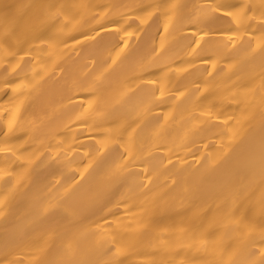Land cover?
Instances as JSON below:
<instances>
[{
    "label": "bare ground",
    "instance_id": "6f19581e",
    "mask_svg": "<svg viewBox=\"0 0 264 264\" xmlns=\"http://www.w3.org/2000/svg\"><path fill=\"white\" fill-rule=\"evenodd\" d=\"M264 0H0V264H264Z\"/></svg>",
    "mask_w": 264,
    "mask_h": 264
},
{
    "label": "snow or ice",
    "instance_id": "6c2138e0",
    "mask_svg": "<svg viewBox=\"0 0 264 264\" xmlns=\"http://www.w3.org/2000/svg\"><path fill=\"white\" fill-rule=\"evenodd\" d=\"M262 255H264V253H262Z\"/></svg>",
    "mask_w": 264,
    "mask_h": 264
}]
</instances>
